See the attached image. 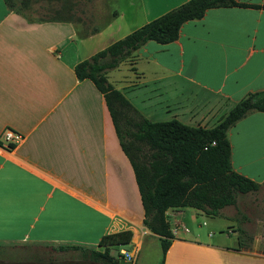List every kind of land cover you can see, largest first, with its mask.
I'll list each match as a JSON object with an SVG mask.
<instances>
[{
    "label": "crops",
    "instance_id": "0c3cea01",
    "mask_svg": "<svg viewBox=\"0 0 264 264\" xmlns=\"http://www.w3.org/2000/svg\"><path fill=\"white\" fill-rule=\"evenodd\" d=\"M183 1L127 0L118 8L106 0L86 6L67 0L72 14L36 20L0 0V264H33L38 251L53 246L101 249L100 236L121 229L132 233L131 263L143 264L142 244L157 235L142 223L133 169L103 93L89 78H77L73 66ZM106 76L150 120L210 127L239 98L264 88V7H209L183 21L175 39L145 41ZM5 129L21 139L5 143ZM226 136L232 168L264 185V113L246 112ZM250 195L214 215L227 222L223 238L209 229L202 239L180 218L187 211L194 220L202 210L168 208L173 237L162 264H264V218ZM19 247L29 248L32 259L3 258L2 251Z\"/></svg>",
    "mask_w": 264,
    "mask_h": 264
},
{
    "label": "trees",
    "instance_id": "16d2710c",
    "mask_svg": "<svg viewBox=\"0 0 264 264\" xmlns=\"http://www.w3.org/2000/svg\"><path fill=\"white\" fill-rule=\"evenodd\" d=\"M4 1L9 9L36 20L57 17L67 3L64 0L62 9H54L53 16L34 18L24 10L28 0ZM228 5L264 7V4L236 0H185L73 66L77 78H89L103 93L120 146L133 169L143 209L142 223L159 241V264L173 237L165 214L168 208L192 206L216 215L220 208L235 205L238 196L258 188L257 181L232 168L226 130L250 110L264 113V88L246 93L218 122L203 127L185 124L176 118L148 119L107 80L106 72L132 57L145 41H171L177 37L183 21L199 18L209 7ZM131 234L129 229L104 233L97 241L101 249L82 248L80 257L82 261L117 264L122 256L119 249L128 245Z\"/></svg>",
    "mask_w": 264,
    "mask_h": 264
},
{
    "label": "rangeland",
    "instance_id": "374dc122",
    "mask_svg": "<svg viewBox=\"0 0 264 264\" xmlns=\"http://www.w3.org/2000/svg\"><path fill=\"white\" fill-rule=\"evenodd\" d=\"M70 1V0H69ZM79 1V3H84L85 6L87 5L89 0H76ZM127 0H106V3L110 6H117L120 8L122 5L126 3ZM61 2L63 0H28L27 1V7L24 8L26 12H28L29 15H32V17H48L53 16L55 14L54 9H62ZM82 5V4H81ZM65 9V8H64ZM60 12L62 15H70L72 14L69 10H61ZM109 38L105 41H108ZM251 194L250 196L254 197L255 205L257 207L256 215L264 218V185H261L258 189L249 192ZM228 208H231L229 206ZM174 215L170 214L169 222L172 225L173 223V217ZM181 220L183 221L184 225L189 229H196L198 230L201 235L202 239H205L207 237V231L209 229L213 230L214 236L217 238H223L225 234L227 233L228 227L226 226V221L221 219V217L206 214V213H200L198 214L197 218L192 220L190 218V215L187 213V211H184L183 215H180ZM247 233V232H246ZM230 236V241L235 239L234 233H228ZM150 241H145L142 244V248L139 251V260L143 264H155L157 261H160L161 256V249L160 245L158 243V240L155 237H152L149 235ZM124 249H128L129 245H123ZM81 248H74L73 246L67 245L65 247L58 248L56 246H53V249H46L38 251L40 254L39 256H34L33 254H30L29 248H14V249H5L1 253H3V258H9V259H17V260H31L32 257L35 259H39L37 261H33V264H45V262L53 261V260H60L58 264H70V263H79L80 257L79 253L82 250ZM200 250H194V249H186V253L188 254H200ZM113 252V251H112ZM30 255V256H29ZM137 264V263H136Z\"/></svg>",
    "mask_w": 264,
    "mask_h": 264
},
{
    "label": "built area",
    "instance_id": "2783aa9c",
    "mask_svg": "<svg viewBox=\"0 0 264 264\" xmlns=\"http://www.w3.org/2000/svg\"><path fill=\"white\" fill-rule=\"evenodd\" d=\"M1 139L5 143L17 142V141H19L21 139V134L15 132L13 130H10V129H5L1 133ZM119 252L123 255V257L125 259L130 260V252H128L126 249L120 248Z\"/></svg>",
    "mask_w": 264,
    "mask_h": 264
},
{
    "label": "water",
    "instance_id": "95a60500",
    "mask_svg": "<svg viewBox=\"0 0 264 264\" xmlns=\"http://www.w3.org/2000/svg\"><path fill=\"white\" fill-rule=\"evenodd\" d=\"M77 264H101L98 262H93V261H84V262H79ZM117 264H132L130 260H126L123 256H120L118 258V263Z\"/></svg>",
    "mask_w": 264,
    "mask_h": 264
},
{
    "label": "flooded vegetation",
    "instance_id": "af4514ba",
    "mask_svg": "<svg viewBox=\"0 0 264 264\" xmlns=\"http://www.w3.org/2000/svg\"><path fill=\"white\" fill-rule=\"evenodd\" d=\"M70 264H77V263H70Z\"/></svg>",
    "mask_w": 264,
    "mask_h": 264
}]
</instances>
